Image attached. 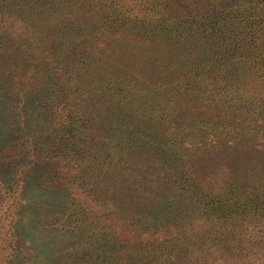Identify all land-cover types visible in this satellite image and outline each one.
Returning <instances> with one entry per match:
<instances>
[{
	"label": "rangeland",
	"instance_id": "obj_1",
	"mask_svg": "<svg viewBox=\"0 0 264 264\" xmlns=\"http://www.w3.org/2000/svg\"><path fill=\"white\" fill-rule=\"evenodd\" d=\"M257 1L0 0V264H238L192 227L203 190L264 191V51L200 56Z\"/></svg>",
	"mask_w": 264,
	"mask_h": 264
},
{
	"label": "trees",
	"instance_id": "obj_2",
	"mask_svg": "<svg viewBox=\"0 0 264 264\" xmlns=\"http://www.w3.org/2000/svg\"><path fill=\"white\" fill-rule=\"evenodd\" d=\"M91 2L92 0H87V4ZM263 6L264 0H258L253 4L240 3L238 7L230 12L212 19L210 26L208 25L209 27L206 26L203 29L208 32L205 35L211 40V43L202 49V55L200 56L205 59L208 67L211 65L216 68L214 70L228 69V66L220 68L219 65L217 68L215 63L219 64L224 59L232 60L233 57H238L237 61L246 62L250 58L251 64L254 60L257 62L261 56L260 54L264 51V45L259 40L260 36L255 38L256 35H259L255 31L257 27L255 24L258 20H252L253 16L243 17L241 20L242 25L247 29H251L250 31L253 33L254 38L244 36L243 31L239 30L238 26L235 29H231L230 21L232 22L238 18L242 12H249L254 15ZM87 8L90 19H95L99 15V12L95 13V1ZM140 26H143V23ZM161 27L163 36H171L173 28L168 22V17H164L158 31H160ZM192 27H196L197 30L201 29L199 25ZM216 75L222 77L220 74ZM229 75L226 74L222 78L226 77L228 79ZM187 176V180H189L190 176ZM258 185L256 184L255 187L257 189H249L250 191L246 190L247 192L231 189L226 197L221 199H216L213 195L209 196L207 190L201 192L203 194L202 205L198 209L201 214L207 212V216L202 218L201 225L198 224L196 227H192V236L198 240L208 241L211 254L213 252L216 253L220 249L222 250L221 257L237 259L236 262L238 264H264L262 258L256 256V250L254 249L255 245L264 244V191L260 190ZM206 194L210 197L211 202L204 199ZM252 235L255 237H252ZM226 244L228 247L231 245L232 248H235V253L231 249L228 254L225 253V250L229 249ZM235 254L236 256L233 257Z\"/></svg>",
	"mask_w": 264,
	"mask_h": 264
}]
</instances>
